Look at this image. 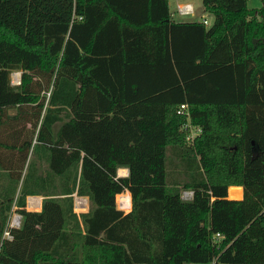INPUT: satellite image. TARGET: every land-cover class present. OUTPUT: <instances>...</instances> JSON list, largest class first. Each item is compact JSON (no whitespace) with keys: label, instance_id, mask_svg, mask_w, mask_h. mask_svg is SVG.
Returning a JSON list of instances; mask_svg holds the SVG:
<instances>
[{"label":"trees","instance_id":"1","mask_svg":"<svg viewBox=\"0 0 264 264\" xmlns=\"http://www.w3.org/2000/svg\"><path fill=\"white\" fill-rule=\"evenodd\" d=\"M261 1L0 0V264H264Z\"/></svg>","mask_w":264,"mask_h":264},{"label":"built area","instance_id":"2","mask_svg":"<svg viewBox=\"0 0 264 264\" xmlns=\"http://www.w3.org/2000/svg\"><path fill=\"white\" fill-rule=\"evenodd\" d=\"M176 7V13L177 15L183 17V16H192L194 15V8L190 3H176L175 5ZM200 22H202L205 26H208V21L206 19H202ZM10 82L11 85H19L20 84V73L17 72H13L10 74ZM176 114L177 115H185L188 117V112H187V105H180L177 110H176ZM188 124L184 125V129H188L189 130V134L187 135V140L192 142L193 141V137L197 136L200 132L199 128L197 127H193L189 124V119H187ZM233 188L234 191L233 194H231L230 189ZM229 189V195L228 197L230 199H239L242 194H241V190H237L238 188L236 187H231ZM181 198L183 200H190L192 198V192L190 191H184L181 194ZM75 200H77L75 198ZM26 209H35L37 207L40 206V203L38 201V199L36 198H27L26 200ZM116 203L119 207L120 210L122 211H126L129 210L131 207L130 204V198L126 197L125 195H120L117 197L116 199ZM76 207L77 208H81L82 207V202H78L76 201ZM12 212V216L8 218L7 224H6V228L4 229L3 232V237L6 239H11V235H10V229H17L20 227L21 224V215H19L18 213H16L14 210L11 211ZM14 212V213H13ZM216 237L219 238V234L216 235Z\"/></svg>","mask_w":264,"mask_h":264},{"label":"crops","instance_id":"3","mask_svg":"<svg viewBox=\"0 0 264 264\" xmlns=\"http://www.w3.org/2000/svg\"><path fill=\"white\" fill-rule=\"evenodd\" d=\"M185 3H188V2H185ZM171 15H172V13H171ZM172 18H173V15H172ZM20 116H22V109H19L16 106H14V107L7 108L6 115H4L3 117L1 116V117H2L3 120H7V118H10V117L20 118ZM57 127H58V125H55L54 129L56 130ZM127 174H128V170L126 168H118L117 171H116V177L117 178L125 177V176H127ZM8 182H9V178L7 177V173L5 171L0 170V190H3V187L6 186V184ZM120 195H125L126 197H129L130 198V204H131V197H130V194L127 191L122 193V194H120ZM118 196L119 195H116V197H115V209L117 211H122V210L119 209V207H118V205L116 203V199H117ZM30 197L38 199V201L40 203V206L35 208V209H27V210L34 211V212L40 211L41 202H42L43 196H30ZM27 198H29V196ZM27 198H26V200H27ZM75 198L77 200H75ZM76 201H81L82 202V207L81 208H77L76 207V204H75ZM26 202L27 201H25V205H26ZM14 204L15 203L13 202L12 205H11L10 211L8 212V217H9L11 211L15 209L14 208L15 207ZM88 208H89V201H88L87 197H85V196H77L76 194H73V210H74V212L76 214L86 213L88 211ZM129 210L122 211V212L124 214V213L128 212Z\"/></svg>","mask_w":264,"mask_h":264},{"label":"rangeland","instance_id":"4","mask_svg":"<svg viewBox=\"0 0 264 264\" xmlns=\"http://www.w3.org/2000/svg\"><path fill=\"white\" fill-rule=\"evenodd\" d=\"M188 2L190 3L193 8H194V15L192 16H179L176 13V3H185ZM169 4V10L170 13H172L173 18L175 21H184V22H193V21H201L202 19H206L208 21V26L210 25L212 21V16L204 12L201 0H168ZM262 6V1L261 0H247V8L250 10H257ZM17 73V72H15ZM28 163V160L26 161V164ZM231 188V187H230ZM229 188V189H230ZM240 189V187H236ZM80 202V201H78ZM14 213V212H13ZM12 212L10 213L9 217H11ZM8 217V218H9Z\"/></svg>","mask_w":264,"mask_h":264},{"label":"water","instance_id":"5","mask_svg":"<svg viewBox=\"0 0 264 264\" xmlns=\"http://www.w3.org/2000/svg\"><path fill=\"white\" fill-rule=\"evenodd\" d=\"M233 150H235V148H233Z\"/></svg>","mask_w":264,"mask_h":264}]
</instances>
